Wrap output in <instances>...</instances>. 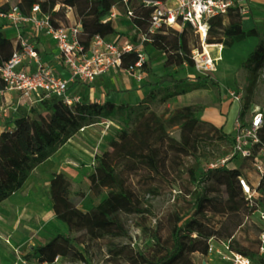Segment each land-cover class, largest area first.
I'll list each match as a JSON object with an SVG mask.
<instances>
[{
  "label": "trees",
  "instance_id": "1",
  "mask_svg": "<svg viewBox=\"0 0 264 264\" xmlns=\"http://www.w3.org/2000/svg\"><path fill=\"white\" fill-rule=\"evenodd\" d=\"M144 1L147 0H16L15 4L24 14H29L32 6L38 4L42 14L47 15L49 23L55 28L66 26L65 9H73L81 25L79 41L87 49L95 35L106 39L117 33L111 19L103 20L113 7H120L124 12L129 8L132 12L130 22L139 33H147L154 7ZM10 6V0H0V12L7 11ZM242 23L243 16L237 7L210 17L204 44L231 47L247 37H257L256 46L240 64V68L248 72L251 85H254L259 72L264 69V29L260 31L255 26L244 28ZM159 36L161 39H158ZM151 38L154 39L153 43L159 42L157 49L165 55L164 67L167 72L165 75H155L158 88L164 89L161 102L193 90L220 86L210 76L199 75L192 82L174 78L185 66H194L191 53L196 48L201 49L199 35L188 24H184L181 29L163 25ZM16 46L11 39L0 34V65L9 58ZM128 60H131L130 55ZM165 83L170 85L165 86ZM154 90L148 94L151 98L156 97ZM249 102L250 95L238 115L241 120ZM40 106L31 105L28 110L16 109L11 126L0 131V202L19 190L31 172L81 127L93 123L96 117H114L119 113L124 116L123 128L111 140L109 148L97 157L94 165V182L90 194L97 197L103 189H107V197L103 201L83 211L79 203L84 195L76 193L67 197L65 192L70 186L69 179L63 174L53 177L48 192L49 200L55 217L67 226L68 232L36 247L35 253L40 262L53 263L58 256H64L86 263L85 239H99L105 234H126L122 214L150 212L148 205L142 207V200L132 179L140 171L145 173V186L150 195H158L160 184L167 183L175 185L184 198L189 196L193 200L189 202L185 199V208L175 213L166 247L158 258L123 248L114 251L113 256H123L130 264H194L191 255H206L210 239H226L230 249L252 259L259 255L260 236L256 247L251 250L238 243L236 233L244 226V211L259 206L260 193L264 192V179L257 172L259 179L253 186L243 175V167L232 165V159L219 167L202 166L200 159L206 158L200 152L201 137L197 133L200 125H209L218 138L229 142L231 147L233 138L231 134L201 120L198 117L202 110L200 105L182 106L169 118L170 122H181L180 141L166 135L164 121L153 112H141L130 127V107L125 103L77 102L69 106L53 96L43 99ZM258 135L260 142L264 143V119ZM237 156L235 154V158ZM185 158H192L194 162L186 165V178L176 182L172 176L181 166H185ZM245 159L253 163L254 156ZM240 177L258 194L252 203L243 193ZM211 179L214 181L209 189L205 184ZM81 231H85V234L71 238L73 233ZM154 238L155 243L160 245V239L157 236ZM260 262L264 264V257L260 258Z\"/></svg>",
  "mask_w": 264,
  "mask_h": 264
},
{
  "label": "rangeland",
  "instance_id": "2",
  "mask_svg": "<svg viewBox=\"0 0 264 264\" xmlns=\"http://www.w3.org/2000/svg\"><path fill=\"white\" fill-rule=\"evenodd\" d=\"M253 1L255 2L254 9L248 6V14L242 15V24L244 28L255 26L261 31L264 29V0ZM15 3L16 0H10L11 5ZM65 11L66 15H69V18L66 16L68 21L66 26H70L76 19L75 11L73 10L74 14L70 13L68 9ZM129 36L133 40L137 39L135 34ZM158 39H161V36ZM257 42V37L250 36L231 47L222 45L224 48L222 60H215V70L209 73V76L220 84L219 87L213 89V95L219 104L223 101L221 89L222 91L223 89L237 91L243 95L240 105L232 100L223 104L222 118L224 121L227 120V127L230 123L232 125L239 115L249 95L250 102L242 121H249L256 112H261L264 116V69L259 72L255 84L251 85L248 72L240 68L241 62L249 55ZM158 43H153L156 48ZM211 56L215 58V53L212 52ZM196 73L198 74V72ZM154 92L155 98L147 95L134 103H126L130 107L129 112L132 118L130 127L141 112H153L164 121L166 135L180 141L181 122H170L169 118L176 109L183 105L174 99L161 102L163 88L155 89ZM208 104L209 108L217 106L212 105L211 102ZM198 105L201 106V109L204 108L203 104ZM9 106L7 107L6 101L0 96V129L11 126L15 110ZM123 117V114L119 113L114 117L94 118L93 123L81 127L51 157L38 165L14 195H11L6 201L0 202V264H14L20 259L36 261L38 260L35 253L36 247L47 243L58 235L67 234V226L55 217L49 200L48 192L55 175L63 174L69 179L70 186L65 192L67 197L74 196L76 193L84 195L79 203V208L83 211L90 210L107 197V189H103L97 197H92L90 194V188L94 182V165L97 157L109 148L111 140L115 139L123 128ZM197 133L201 137L200 152L206 158L200 159L203 167H219L228 159H232V165L243 167V175L253 186H256L259 175L250 160L240 155L235 158L231 144L220 140L218 134L209 125H200L197 128ZM193 162L192 158L184 159L185 166H181L172 176L176 182L186 178V165ZM144 177L145 173L140 171L132 179L142 200V207L148 205L149 213L122 214L121 219L126 228L124 235L105 234L99 239H85L86 263L58 256L53 264H130L123 256H113L114 251L122 248L126 251L131 250L133 253H145L158 258L159 253L164 252L166 247L175 213L185 208V199L190 202L193 198L189 196L184 198L175 185L167 183L160 184L159 194L152 196L146 190ZM213 181L209 180L205 184L206 187L210 189ZM259 198L258 207H251L244 211V226L236 233L238 243L244 247H250L251 250L256 247L260 232H264V219H261L260 216V210L264 208V192L260 193ZM83 234L85 231L73 233L71 238L75 239ZM155 236L160 239V245L155 243ZM226 242V239H214L211 243L212 250L208 249L206 255L193 253L191 260L194 264H226L222 257L226 252L223 246ZM261 257L264 256H255L254 264H261Z\"/></svg>",
  "mask_w": 264,
  "mask_h": 264
},
{
  "label": "built area",
  "instance_id": "3",
  "mask_svg": "<svg viewBox=\"0 0 264 264\" xmlns=\"http://www.w3.org/2000/svg\"><path fill=\"white\" fill-rule=\"evenodd\" d=\"M144 2L154 7L147 33H139L136 40L128 38L123 41H109L95 35L87 49L79 41L81 32L79 22L55 28L49 23L48 17L42 14L38 4L32 6L29 14L22 13L17 4L11 5L5 12H0V17L16 29L30 26L34 33L44 32L49 35L59 51L64 68L68 71L67 77L56 74L40 61L35 46L30 41L22 39L19 34L17 46L9 58L0 65V80L3 83L0 94L14 92L22 103L28 104V107L40 104L43 99L53 96L71 106L80 101L70 96V83L90 84L99 75L117 70L130 74L136 82H142L148 74L149 66L145 45L154 41L151 35L163 25L181 29L184 24H188L199 35L201 49L196 48L191 53L194 60L192 68L200 76L207 77L215 70V58L206 53L204 44L208 19L226 13L231 7H237L242 15L248 14V4L243 0H147ZM112 9L108 14L110 18L115 17ZM131 14V10L127 8L125 15L128 19ZM129 55L131 60L126 61ZM27 60L35 62V69L27 68ZM225 98L239 105L243 101L241 93L228 89L225 91ZM263 119L261 112H256L247 122H243L237 116L231 125V136L234 154L243 158L254 156V168L264 179V143L260 142L258 135ZM255 149H257L256 153ZM239 183L246 199L252 203L251 201L258 195L257 192L241 177ZM260 216L264 219V209L260 210ZM212 241L214 239L209 240V250H212ZM223 246L226 252L222 257L226 264H254L252 258L230 249L229 241ZM259 255L264 256V232L260 234ZM14 264L53 263L20 259Z\"/></svg>",
  "mask_w": 264,
  "mask_h": 264
},
{
  "label": "crops",
  "instance_id": "4",
  "mask_svg": "<svg viewBox=\"0 0 264 264\" xmlns=\"http://www.w3.org/2000/svg\"><path fill=\"white\" fill-rule=\"evenodd\" d=\"M243 2L247 3L249 7H253L254 9L255 2L253 0H243ZM68 10H70V13L74 14L73 9L70 8ZM112 11L115 14V17L110 18L109 15H107L103 20L111 19L117 33L107 36L106 39L109 41H123L131 38L129 36L130 34H135L138 38L139 32L130 22L128 17H126L124 10L120 7H113ZM44 16L47 17V15ZM66 16L69 18L68 14ZM75 22H78L77 18L73 23ZM0 34H2L3 37L11 39L13 44L17 42V36L20 34L22 39L30 41L35 46L41 62L49 66L56 74L63 77L68 76V71L62 64L58 49L51 37L46 33H34L30 26H23L16 29L0 17ZM145 51L147 53L149 66L148 74L142 82H136L130 74L124 71H111L99 75L95 81L90 84L81 82L70 83V96L78 98L80 102H97L100 104L105 102H112L115 104L134 103L145 98L152 89L158 88L155 75H165L167 72L164 67L165 55L156 48L153 42L145 45ZM26 62L27 68L35 69L36 64L34 61L27 60ZM197 76L199 75L192 67L185 66L184 70L176 74L174 78L177 80L185 79L192 82ZM164 85L169 86L170 83H165ZM213 89L214 87L210 89H197L179 95L173 99L183 106L203 104L204 108L199 112L198 117L203 121L213 124L224 133L231 134V123L227 127V120L224 121L222 118L223 104L229 100L225 98L226 89H223V91L221 89V98L223 101H221L220 104L216 102L215 95H213ZM0 96L6 101L7 107L10 105L9 108L21 110L29 109L28 104L22 103L18 95L14 92H3ZM206 99L208 103L211 102L212 105H217L216 108H209L207 106L209 104L206 103L207 101H204ZM36 106L41 108L40 104H37ZM227 129L228 132H226ZM1 130L2 129H0V131Z\"/></svg>",
  "mask_w": 264,
  "mask_h": 264
},
{
  "label": "bare ground",
  "instance_id": "5",
  "mask_svg": "<svg viewBox=\"0 0 264 264\" xmlns=\"http://www.w3.org/2000/svg\"><path fill=\"white\" fill-rule=\"evenodd\" d=\"M205 51H206V53H209L210 55L212 52H214L216 61L222 60V54H223L224 48L221 44H206L205 45ZM15 193L16 192H14L12 195H14ZM7 199H5L3 201H6Z\"/></svg>",
  "mask_w": 264,
  "mask_h": 264
}]
</instances>
